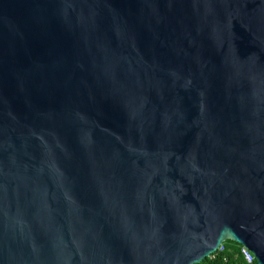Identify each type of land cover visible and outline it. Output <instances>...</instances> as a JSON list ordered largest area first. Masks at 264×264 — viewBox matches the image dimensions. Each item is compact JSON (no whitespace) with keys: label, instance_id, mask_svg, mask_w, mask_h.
I'll use <instances>...</instances> for the list:
<instances>
[{"label":"water","instance_id":"obj_1","mask_svg":"<svg viewBox=\"0 0 264 264\" xmlns=\"http://www.w3.org/2000/svg\"><path fill=\"white\" fill-rule=\"evenodd\" d=\"M264 264V0H0V264Z\"/></svg>","mask_w":264,"mask_h":264},{"label":"trees","instance_id":"obj_2","mask_svg":"<svg viewBox=\"0 0 264 264\" xmlns=\"http://www.w3.org/2000/svg\"><path fill=\"white\" fill-rule=\"evenodd\" d=\"M229 243H231V245ZM224 247V253H215L210 258H206L201 264H219L224 258H228V264H247L240 254L241 245L228 240L224 243Z\"/></svg>","mask_w":264,"mask_h":264},{"label":"built area","instance_id":"obj_3","mask_svg":"<svg viewBox=\"0 0 264 264\" xmlns=\"http://www.w3.org/2000/svg\"><path fill=\"white\" fill-rule=\"evenodd\" d=\"M225 252V247L224 244L220 246V248L218 249V251L216 252V254H221ZM240 254L243 257V259L245 260V262L247 264H256V259L254 257V255L252 254V252L246 248V247H241L240 249ZM215 257V256H214ZM228 258H224V260L219 263V264H228Z\"/></svg>","mask_w":264,"mask_h":264},{"label":"rangeland","instance_id":"obj_4","mask_svg":"<svg viewBox=\"0 0 264 264\" xmlns=\"http://www.w3.org/2000/svg\"><path fill=\"white\" fill-rule=\"evenodd\" d=\"M227 242V241H226ZM231 245V243H229ZM238 244V243H237Z\"/></svg>","mask_w":264,"mask_h":264}]
</instances>
